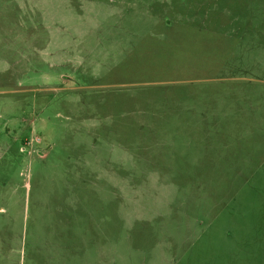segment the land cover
<instances>
[{
    "label": "rangeland",
    "instance_id": "rangeland-1",
    "mask_svg": "<svg viewBox=\"0 0 264 264\" xmlns=\"http://www.w3.org/2000/svg\"><path fill=\"white\" fill-rule=\"evenodd\" d=\"M261 191L264 0H0V264H174Z\"/></svg>",
    "mask_w": 264,
    "mask_h": 264
},
{
    "label": "trees",
    "instance_id": "trees-1",
    "mask_svg": "<svg viewBox=\"0 0 264 264\" xmlns=\"http://www.w3.org/2000/svg\"><path fill=\"white\" fill-rule=\"evenodd\" d=\"M258 197L254 226L241 218L235 221L238 226L227 228L218 236L217 228L211 225L174 264H264V192ZM229 242L234 244L226 252L222 248Z\"/></svg>",
    "mask_w": 264,
    "mask_h": 264
},
{
    "label": "built area",
    "instance_id": "built-area-1",
    "mask_svg": "<svg viewBox=\"0 0 264 264\" xmlns=\"http://www.w3.org/2000/svg\"><path fill=\"white\" fill-rule=\"evenodd\" d=\"M38 140V139H37ZM26 144H23L20 146V150H23L25 148V145H27L29 143V140L25 142Z\"/></svg>",
    "mask_w": 264,
    "mask_h": 264
}]
</instances>
